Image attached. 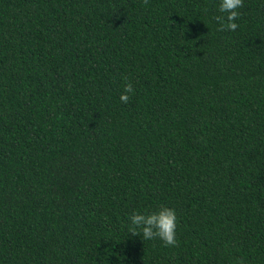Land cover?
Wrapping results in <instances>:
<instances>
[{"label":"trees","instance_id":"trees-1","mask_svg":"<svg viewBox=\"0 0 264 264\" xmlns=\"http://www.w3.org/2000/svg\"><path fill=\"white\" fill-rule=\"evenodd\" d=\"M216 5L0 0V264H264V0Z\"/></svg>","mask_w":264,"mask_h":264},{"label":"clouds","instance_id":"clouds-1","mask_svg":"<svg viewBox=\"0 0 264 264\" xmlns=\"http://www.w3.org/2000/svg\"><path fill=\"white\" fill-rule=\"evenodd\" d=\"M243 0H217L216 9L219 13L214 19L218 22V30L235 31L238 27L237 19ZM132 92L130 83L124 86L119 96L121 103H127ZM177 218L174 209L160 206L151 212L133 211L127 218V227L134 235L139 234L144 240L159 239L164 246H175Z\"/></svg>","mask_w":264,"mask_h":264}]
</instances>
